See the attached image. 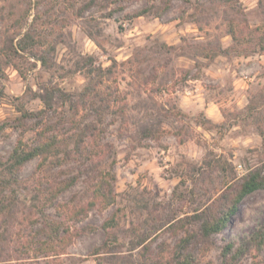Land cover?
<instances>
[{"label":"rangeland","instance_id":"obj_1","mask_svg":"<svg viewBox=\"0 0 264 264\" xmlns=\"http://www.w3.org/2000/svg\"><path fill=\"white\" fill-rule=\"evenodd\" d=\"M239 1L250 26L261 24L264 0ZM151 5L160 2L0 0V158L9 154L18 139L32 142L33 123L20 119V109L35 111L43 106L40 99L33 97L40 92L41 85H56L69 92L82 88L86 69L83 62L87 56L102 67L109 65L111 58L123 61L133 56L137 78L149 74L156 77L155 83L141 88L130 78L122 79L120 86L127 95L126 115L103 124L105 140L112 144L117 158L113 166L116 203L107 208H93L76 224L69 221L71 230L85 227L86 231L74 237L56 258H35L30 253L19 260L11 259L14 245L34 236L37 239L40 227V223L34 222L40 218L31 208L37 159L28 161L21 169L20 184L14 192L6 193L7 199L13 198L12 216L1 223L3 213H0V230L7 228L8 238L18 240L5 244L6 253L0 255V264H176L170 250L184 230L192 228L185 216L223 188L214 173L192 181L186 173L187 161L204 168L206 159L222 156L234 166L238 176L248 167L264 170L262 140L254 121L235 113L244 109L264 83V52L217 56L210 61L191 57L180 48L182 38L192 44L217 36L224 45L230 42L229 36L224 35L221 8L209 0H172L161 16L133 15ZM26 30L45 43L34 49L35 54L50 57L45 66L30 51L10 49ZM161 43L175 48L161 53ZM154 102L175 105L186 116L179 121L163 119L159 125ZM259 104L257 116L264 127V97ZM200 114L217 126H200ZM85 117L93 120L88 114ZM111 118L107 116L106 122H111ZM150 118L162 133L158 137H141L140 128ZM76 167L72 163L61 165L53 173L62 178L67 172H76ZM83 186L79 181L58 200H68L74 193H80ZM171 214L184 219L182 227L161 229L142 245L132 248L134 227L141 232L151 218L163 220ZM109 218H113L110 236H116L117 246L110 252L95 253L94 247L108 240L101 224ZM263 221L264 188L242 199L222 233L193 246L198 264H220L223 242L239 243ZM88 226L94 227V231ZM232 264H264V246L259 252L246 251Z\"/></svg>","mask_w":264,"mask_h":264},{"label":"trees","instance_id":"obj_2","mask_svg":"<svg viewBox=\"0 0 264 264\" xmlns=\"http://www.w3.org/2000/svg\"><path fill=\"white\" fill-rule=\"evenodd\" d=\"M172 0H159L160 5L143 7L133 15L161 16L169 7ZM149 2V1H148ZM216 8H221L224 14L225 33L230 42L224 45L217 36L214 40L203 43H188L182 38L180 48L191 57H201L208 61L217 56H247L254 53L264 52V5H262V23L251 27L246 21L244 11L239 0H209ZM88 35H90L88 33ZM91 37V36H90ZM41 45V40L34 37L33 33L26 30L11 50L30 51L42 65H46L50 57L44 54H35ZM172 45L159 44V52L168 53ZM8 49L9 51H11ZM135 59L132 57L117 61L111 58V63L105 67L95 65L91 56H87L83 64L85 84L77 92L65 91L56 85H41L40 92L34 94L42 102L43 106L38 110L21 108L20 119L32 122L30 130L33 132L31 143H25L18 139L5 158H0V213H3L1 223H5L11 217V200L7 199V192H14V188L20 184V172L22 167L30 160L37 159L35 171V183L32 188V210L40 223L35 236L26 242L8 238L7 228L0 230V255L5 252V244L15 242L11 259H22L32 255L35 258H56L64 253L65 248L72 242L74 237L80 236L86 231L85 227L71 230L69 221L76 224L81 222L95 207L107 208L116 203L118 194L114 189L115 173L113 166L116 163L115 150L105 140V126L113 123L118 118L123 119L126 115L127 95L121 88L122 79H131L139 88L155 83L153 74L137 78V70L134 66ZM146 92V89H144ZM264 97V83L249 99L243 110L236 111V115H242L254 121L258 135L262 140L264 151V127L258 120L260 113L259 101ZM157 113L160 118L157 124L161 125L163 119L176 118L181 120L186 114L176 108L169 107L167 103H156ZM58 108L62 110H58ZM80 112L84 114L80 115ZM88 114L93 120L85 117ZM199 125L204 128L217 126L213 121L200 114ZM111 116V122H106V117ZM55 117V118H53ZM55 119V120H52ZM141 137H158L162 132L154 126L151 118L140 128ZM208 157V156H207ZM70 163L76 165V172H67L62 178L56 177L53 171L61 165ZM204 168L187 161V176L197 182L201 176L214 173L219 183L223 185L221 191L207 202L196 206L191 214L184 219L192 224V228L184 230L173 247L171 256L176 264H198L194 247L197 244L207 242L213 235L220 234L233 220L234 215L242 199L251 192L264 188V170L262 167H248L246 172L238 176L234 166L224 157L218 156L206 159ZM79 167H83L79 170ZM209 167V168H208ZM209 170H208V169ZM81 181L84 183L80 193H74L68 200L59 201V197L70 191ZM173 194H177V187ZM52 209L53 212H50ZM140 232L137 227L131 231L133 234L132 248L145 243L152 234L164 228L182 227L183 218L171 214L163 220H154ZM113 225V218L102 222L101 228L108 240L94 247V252H110L118 241L116 236H110L109 229ZM91 231L94 227L88 226ZM174 231V230H173ZM264 246V221L242 241L236 243L232 240L224 241L220 249V264H232L236 259L250 249L259 252ZM205 251V250H203Z\"/></svg>","mask_w":264,"mask_h":264},{"label":"crops","instance_id":"obj_3","mask_svg":"<svg viewBox=\"0 0 264 264\" xmlns=\"http://www.w3.org/2000/svg\"><path fill=\"white\" fill-rule=\"evenodd\" d=\"M209 118V117H208Z\"/></svg>","mask_w":264,"mask_h":264}]
</instances>
